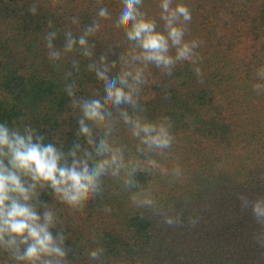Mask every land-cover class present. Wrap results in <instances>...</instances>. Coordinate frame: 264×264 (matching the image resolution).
I'll use <instances>...</instances> for the list:
<instances>
[{
	"label": "trees",
	"instance_id": "16d2710c",
	"mask_svg": "<svg viewBox=\"0 0 264 264\" xmlns=\"http://www.w3.org/2000/svg\"><path fill=\"white\" fill-rule=\"evenodd\" d=\"M32 3L38 5L36 15L28 11ZM159 3L144 0L141 10L159 22ZM175 3L186 4L192 14L186 39L202 41L197 51L203 83L191 62L177 65L171 77L150 68L140 99L146 111L138 113L149 120L171 118L176 142L170 154H150L169 171L137 173L140 186L134 189L104 177L102 194L82 214L59 203L50 188L38 189L39 200L59 217L52 232L64 230L69 264H264V224L240 199H264V94L254 91L264 83L257 77L264 66V0ZM100 7L111 19L100 21L99 32L89 37L93 57H84L79 45L65 54L64 33L70 29L78 39L99 19ZM121 10L122 0H0V123L21 130L29 125L67 155L78 140L81 114L71 107L65 85L75 80L77 97L102 100L103 84L88 65L105 54L116 65L110 75L121 70L120 57L131 47L115 26ZM50 31L57 33L54 46L61 51L58 68L47 56L44 37ZM110 111L109 141L125 148L126 160L148 159L136 151L139 140L118 111ZM89 126L99 142L104 129ZM79 142L92 151L83 137ZM176 165L183 173L179 179L170 173ZM141 189L150 192L153 205L132 204L130 196ZM165 215L179 216V222L169 225ZM98 246L104 255L90 260L87 252ZM0 264L17 262L0 251Z\"/></svg>",
	"mask_w": 264,
	"mask_h": 264
},
{
	"label": "clouds",
	"instance_id": "9594fccd",
	"mask_svg": "<svg viewBox=\"0 0 264 264\" xmlns=\"http://www.w3.org/2000/svg\"><path fill=\"white\" fill-rule=\"evenodd\" d=\"M143 3L144 0H122V10L115 26L123 30L131 47L120 57L122 67L119 73L110 75L111 68L116 65L115 62L110 63L105 54L100 55L98 63L88 65V70L94 72L96 79L103 84L105 95L102 100L77 97L75 80L65 85L71 107L81 114L76 133L78 140L67 155L55 144L45 143V138L29 125L21 130L9 126L7 121L0 123V251L7 253L17 264H69L64 230L57 231L55 235L52 232L59 217L39 200L38 189L50 188L59 203L66 205L72 213L82 214L87 205L102 194L104 177L122 180L125 188L134 189L140 186L137 173L151 174L157 169L165 173L169 171L150 154H170L176 142L173 122L167 116L149 120L139 115L146 111L140 103L141 92L148 83L150 68L171 77L177 65L186 61L191 62L198 82L203 83V72L198 66L202 58L197 51L202 41L186 39L192 20L186 4L160 0L161 25L156 17H150L141 10ZM37 9L38 5L32 3L28 11L36 15ZM97 16L99 19L86 25L78 39L70 29L64 33L65 54L74 52L79 45L84 57H93L95 45L89 44V37L99 32L100 21L111 19L106 7H100ZM78 22L76 17L72 18L73 24ZM44 38L48 59L58 68L62 56L54 46L57 33L50 31ZM74 67L79 72V64L74 62ZM66 76L71 77L72 72H67ZM257 77L264 81V66L257 71ZM254 91L257 95L264 94V83L255 84ZM164 98H169L167 93ZM110 109L118 111L120 119L130 127L131 135L139 140L136 151L148 159L126 160L125 148L109 141L113 131ZM89 124L104 129L99 142ZM80 137L86 140L92 151L82 147ZM170 173L175 179L183 175L179 165L172 167ZM240 199L242 207L251 204L257 222L264 224V199L251 202L245 196H240ZM130 200L137 206L154 204L150 192L143 189L133 192ZM38 206L43 207L42 213ZM104 211L110 213L112 209L105 207ZM165 222L176 224L179 216L165 215ZM104 253L105 249L98 246L87 252V256L90 260L100 261Z\"/></svg>",
	"mask_w": 264,
	"mask_h": 264
}]
</instances>
